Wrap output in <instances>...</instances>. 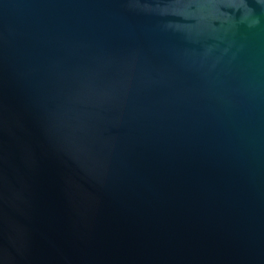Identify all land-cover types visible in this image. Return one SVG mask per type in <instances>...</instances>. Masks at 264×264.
I'll return each instance as SVG.
<instances>
[{"label": "water", "instance_id": "obj_1", "mask_svg": "<svg viewBox=\"0 0 264 264\" xmlns=\"http://www.w3.org/2000/svg\"><path fill=\"white\" fill-rule=\"evenodd\" d=\"M0 264H264V0H0Z\"/></svg>", "mask_w": 264, "mask_h": 264}]
</instances>
